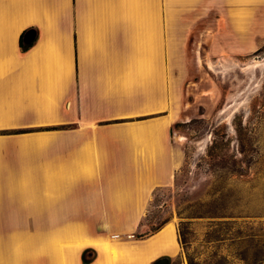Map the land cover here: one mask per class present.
Instances as JSON below:
<instances>
[{"label":"crops","instance_id":"0c3cea01","mask_svg":"<svg viewBox=\"0 0 264 264\" xmlns=\"http://www.w3.org/2000/svg\"><path fill=\"white\" fill-rule=\"evenodd\" d=\"M263 42L264 0H0V264H174L142 219L185 159L188 59Z\"/></svg>","mask_w":264,"mask_h":264},{"label":"rangeland","instance_id":"374dc122","mask_svg":"<svg viewBox=\"0 0 264 264\" xmlns=\"http://www.w3.org/2000/svg\"><path fill=\"white\" fill-rule=\"evenodd\" d=\"M207 48L188 59L185 124L174 129L184 162L153 192L144 233L175 227L174 264H264V42L241 54Z\"/></svg>","mask_w":264,"mask_h":264},{"label":"trees","instance_id":"16d2710c","mask_svg":"<svg viewBox=\"0 0 264 264\" xmlns=\"http://www.w3.org/2000/svg\"><path fill=\"white\" fill-rule=\"evenodd\" d=\"M25 33H26V31H24L21 34L20 38H19V47H20L21 51L28 50L31 47L32 42H33V41H31V42L26 43L24 41V35H25ZM183 124H185V123L175 122L174 125H173V127L171 128V132H173L175 128H177V127H179V126H181ZM160 228H161V226L158 225V226H156L154 228H151V230L149 232H146V233H144L142 235H146V236L151 235V234L155 233L156 231H158ZM94 255H95V253H94V251L92 249H85L82 252V254H81V260H82V262L84 264H87V263H89V262H91L93 260Z\"/></svg>","mask_w":264,"mask_h":264},{"label":"water","instance_id":"95a60500","mask_svg":"<svg viewBox=\"0 0 264 264\" xmlns=\"http://www.w3.org/2000/svg\"><path fill=\"white\" fill-rule=\"evenodd\" d=\"M35 35H36L35 30L33 29L27 30L24 35V41L26 43L33 41L35 38ZM169 263H170L169 258L167 256H163V257L158 258L156 261H154L153 264H169Z\"/></svg>","mask_w":264,"mask_h":264},{"label":"bare ground","instance_id":"6f19581e","mask_svg":"<svg viewBox=\"0 0 264 264\" xmlns=\"http://www.w3.org/2000/svg\"><path fill=\"white\" fill-rule=\"evenodd\" d=\"M168 245H169V244H167L166 248H168Z\"/></svg>","mask_w":264,"mask_h":264}]
</instances>
